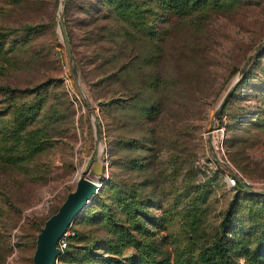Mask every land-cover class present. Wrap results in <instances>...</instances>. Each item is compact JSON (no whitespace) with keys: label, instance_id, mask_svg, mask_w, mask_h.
Instances as JSON below:
<instances>
[{"label":"rangeland","instance_id":"obj_1","mask_svg":"<svg viewBox=\"0 0 264 264\" xmlns=\"http://www.w3.org/2000/svg\"><path fill=\"white\" fill-rule=\"evenodd\" d=\"M121 4L127 19L104 0H0V85L13 89L0 92V107L21 106L24 126L46 135L43 148L18 165L0 163V264H32L38 228L73 188L94 145L107 164L90 202L103 204L88 203L74 217L77 236L54 264H104L99 256L113 254L111 222L125 216L119 196L132 191L162 203L155 237H166L170 262L171 239L189 229L183 223L207 241L231 201L227 236L264 219V196L236 193L224 181L230 167L264 189V42L255 52L264 40V0H210L180 16L152 0ZM39 83L45 93L34 111L32 93L20 90ZM218 134L227 166L210 149ZM133 251L127 246L122 255Z\"/></svg>","mask_w":264,"mask_h":264},{"label":"trees","instance_id":"obj_2","mask_svg":"<svg viewBox=\"0 0 264 264\" xmlns=\"http://www.w3.org/2000/svg\"><path fill=\"white\" fill-rule=\"evenodd\" d=\"M104 1L111 6L113 14L120 17L122 15L123 19L128 18L130 12L123 14V9L126 6L121 4L125 0ZM152 1L179 16L189 14L191 11L210 3V0ZM133 9H135L134 5ZM25 28H29V26L26 25ZM3 35L4 33L0 32V37ZM44 90L45 83H39L22 89L20 92L32 93V99L28 102L27 107L35 111L39 103L38 97L45 93ZM12 91L13 89L9 86L0 85V92L10 95ZM25 119L27 117L23 114L21 106L10 112L7 107H0V124H2L0 128V163L18 165L23 158L30 157L45 145L46 135L40 134L42 128H26L24 126ZM37 134H40L41 138L37 137ZM205 180L211 181L207 178ZM233 188H235L234 192H241L247 196H264L245 191L237 182ZM95 199L89 202L90 206L88 204L87 207L103 204L98 203L99 198ZM119 199L125 216L123 221L111 222L110 232L112 234L107 241V250L113 254L111 256H99L104 264H264V219H258L250 226H245L244 233L240 235L227 236L237 205L232 204V201L229 202L223 212L216 233L207 241L200 242L199 237L192 233V226L188 222L183 223L189 225V229L185 228L186 231L181 238L174 237L171 239L173 253L170 262L169 253L162 249L166 237L160 236V239L155 237V227L162 226L160 222L161 213L164 210L162 203L142 200L136 196L134 191L129 193V196H119ZM147 209H151L152 212ZM157 211L160 212L157 213ZM247 213L252 216V210H248ZM72 230L73 234L68 237L65 248L60 251L57 257L63 256L71 243L70 241L77 236L76 230L74 228ZM133 231L142 235L143 239L138 238ZM127 246L133 247L134 251L123 256L122 250Z\"/></svg>","mask_w":264,"mask_h":264},{"label":"water","instance_id":"obj_3","mask_svg":"<svg viewBox=\"0 0 264 264\" xmlns=\"http://www.w3.org/2000/svg\"><path fill=\"white\" fill-rule=\"evenodd\" d=\"M58 27L65 51L70 59L71 53L68 39L64 30L63 22L60 18L58 20ZM263 42L264 40L258 42L255 47V52ZM252 55L253 54L248 55L244 59L240 68L241 73L245 71V67L252 58ZM72 75L75 82L76 74L74 68H72ZM238 80L239 78H236L229 85L225 95L219 102L215 113H217L221 103L231 93ZM95 131L97 137L98 125L95 126ZM89 170H91L93 177L88 175ZM101 174L102 164L97 160L96 147L94 145L93 152L85 160L82 169L74 182L73 188L66 192L64 198L57 205L56 209L43 220L42 225L35 234L34 247L31 254L32 264L55 263V259L60 253V250L56 245L58 238L65 231L66 227L71 224L74 217L90 202L97 189L103 183L104 180L101 178ZM237 182L245 191L251 194H264V189H254L239 177H237Z\"/></svg>","mask_w":264,"mask_h":264},{"label":"built area","instance_id":"obj_4","mask_svg":"<svg viewBox=\"0 0 264 264\" xmlns=\"http://www.w3.org/2000/svg\"><path fill=\"white\" fill-rule=\"evenodd\" d=\"M218 135L219 136H217L211 141L210 149L214 152L216 159L221 160L225 166L228 163V161L224 153L221 134H218ZM100 163L102 164V169H103L106 167L107 161L103 160ZM237 177L238 176L236 175L235 171L233 169L231 170V168L229 167L226 174L224 175L225 184L229 187H233L237 182ZM242 180L247 184V182L244 179ZM72 234H73V230L70 228V225H68L65 231L60 235V237L58 238L56 242V245L60 251H62V249L65 248L67 239Z\"/></svg>","mask_w":264,"mask_h":264},{"label":"bare ground","instance_id":"obj_5","mask_svg":"<svg viewBox=\"0 0 264 264\" xmlns=\"http://www.w3.org/2000/svg\"><path fill=\"white\" fill-rule=\"evenodd\" d=\"M98 185V184H97Z\"/></svg>","mask_w":264,"mask_h":264}]
</instances>
